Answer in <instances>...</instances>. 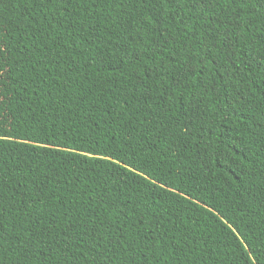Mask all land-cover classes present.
Instances as JSON below:
<instances>
[{
    "label": "trees",
    "instance_id": "16d2710c",
    "mask_svg": "<svg viewBox=\"0 0 264 264\" xmlns=\"http://www.w3.org/2000/svg\"><path fill=\"white\" fill-rule=\"evenodd\" d=\"M192 2L0 0V264H264V0Z\"/></svg>",
    "mask_w": 264,
    "mask_h": 264
},
{
    "label": "snow or ice",
    "instance_id": "6c2138e0",
    "mask_svg": "<svg viewBox=\"0 0 264 264\" xmlns=\"http://www.w3.org/2000/svg\"><path fill=\"white\" fill-rule=\"evenodd\" d=\"M211 3H212V0H193V2L191 4V7H193V8H199L201 6L208 7ZM252 59H254V57ZM2 79H3V75L0 74V80H2ZM5 118L10 120L12 118L11 114L7 113L6 117L5 116H0V121H3ZM256 264H259L258 260L256 261Z\"/></svg>",
    "mask_w": 264,
    "mask_h": 264
}]
</instances>
